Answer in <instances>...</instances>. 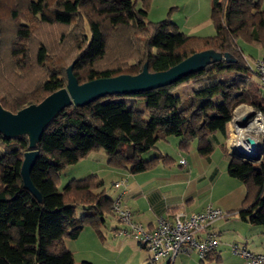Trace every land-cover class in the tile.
I'll return each mask as SVG.
<instances>
[{"label":"trees","instance_id":"obj_1","mask_svg":"<svg viewBox=\"0 0 264 264\" xmlns=\"http://www.w3.org/2000/svg\"><path fill=\"white\" fill-rule=\"evenodd\" d=\"M149 2L0 0V104L12 113L65 88L74 62L73 74L83 84L135 76L146 63L149 72H164L208 50L237 59L211 64L171 86L109 95L59 113L37 144L40 155L30 173L41 203L23 186L27 137L10 140L0 134V264H76L66 239H78L86 227L100 234L114 201L96 176L73 179L58 191L62 173L89 154L103 151L111 168L139 174L171 164L165 156L144 160L160 141L178 137L179 150L186 151L198 140L199 155L207 157L213 150L211 135L228 137L237 107L250 104L264 112L262 90L248 76L219 78L224 71L247 68L240 42L264 47L259 3L213 0L216 35L198 37L182 32L169 18L150 21ZM186 85H193L194 96L178 93ZM216 88L221 103L212 98ZM228 173L246 188L240 218L264 229V159L256 163L231 155Z\"/></svg>","mask_w":264,"mask_h":264},{"label":"crops","instance_id":"obj_2","mask_svg":"<svg viewBox=\"0 0 264 264\" xmlns=\"http://www.w3.org/2000/svg\"><path fill=\"white\" fill-rule=\"evenodd\" d=\"M254 1L260 4L261 9H264V0ZM212 3L213 0H176L173 8L175 7L177 12L174 15L169 13L167 18L187 35L213 37L216 35V29L211 17ZM187 4H190L191 8L184 9ZM167 18L163 17L159 21ZM241 43L243 42H240L243 50H247V46L250 47L244 51L248 62L251 59L257 61L264 57L263 46H250L244 43L247 45L244 47ZM249 51L256 54V57L253 58ZM254 81L264 96V86L261 85L259 78L257 77ZM214 91H211L212 98L217 99L220 88H218L219 94L214 95ZM193 93L195 94L196 91ZM230 128L228 125L227 138L220 133L211 135L213 150L207 157L199 155L198 140L193 141L186 151H181L178 148L180 139L169 137L166 141H160L157 149L143 156L144 160L158 156L168 157L172 160L168 166L158 164L149 171L133 174L127 169L111 168L108 165L106 153L99 151L89 154L82 161L68 167L62 176L76 165L84 163L83 166H79V176L89 174L88 176L98 177L104 183L102 189L106 195L112 200L121 198L122 206L132 212L134 221L148 231L157 228L160 219L173 221L176 215H181L184 219L193 213L203 211L209 205L231 213L228 218L218 220L209 227V230L217 235L220 246L217 252L210 255L207 260L202 261L197 252L193 251L179 254L175 258L170 256L161 258L155 264H246L244 259L232 253L231 246L243 245L253 253L262 252L264 229L242 220L238 214L246 195V188L241 181L232 178L228 173L231 161L230 140L235 134ZM181 160H185V166L180 164ZM94 165L97 167L93 168ZM119 181H126L124 190L114 187L113 184ZM124 229H128L127 226L117 221L111 213L107 215L105 223L100 227V234L91 227H86L78 239L87 235L86 237L91 240L95 237L96 243L101 239L102 249L106 244L110 246L112 260L109 262L105 258L109 264H153L152 255L148 250L132 237L118 234L119 230ZM73 242L75 243V240ZM67 247L75 256V245L73 244L71 249L69 245ZM83 261L92 263L88 259ZM77 262L79 261H75L76 264Z\"/></svg>","mask_w":264,"mask_h":264},{"label":"water","instance_id":"obj_3","mask_svg":"<svg viewBox=\"0 0 264 264\" xmlns=\"http://www.w3.org/2000/svg\"><path fill=\"white\" fill-rule=\"evenodd\" d=\"M222 61L235 64L237 59L228 53L223 55L208 50L196 53L164 72L151 73L148 63H146L138 75L100 78L83 84H80L73 74L76 63L74 62L67 69L66 87L49 95L39 104L25 107L17 113L4 109L0 104V134L10 140L26 136L29 141L30 150L25 153L21 167L24 188L40 203L42 202L41 194L36 190L30 178L31 170L40 155L36 147L45 128L65 109L71 106L83 107L109 95H133L171 86L187 76L199 73L211 64ZM253 116L254 114L242 116L240 128H245ZM245 142L251 148L256 147V142L250 137H246ZM231 155L248 161L259 159L247 154L242 149L240 151L233 150Z\"/></svg>","mask_w":264,"mask_h":264},{"label":"built area","instance_id":"obj_4","mask_svg":"<svg viewBox=\"0 0 264 264\" xmlns=\"http://www.w3.org/2000/svg\"><path fill=\"white\" fill-rule=\"evenodd\" d=\"M254 71L261 85L264 86V57L256 61ZM257 118L262 126V131L258 134L262 138L261 141L254 136L246 134L247 132L252 133L248 130L251 120L245 128H240L243 137L241 146H237L233 138L230 140V153L233 150L240 151L242 149L247 154L255 156V158L258 157L259 159L253 161L256 163L264 159V112L260 111L257 113ZM238 120L236 116L233 117V120L229 123L230 130L240 127L239 124L241 123ZM246 137H250L256 142L255 148H251L245 142ZM180 164L185 166V160H181ZM113 185L117 189L124 190L126 181L115 182ZM111 213L117 221L128 228L119 230L118 234L132 237L143 248L148 250L152 255L153 264L167 256L175 258L179 254L193 251L197 252L202 261L207 260L210 255L217 252L220 246L217 235L210 231L209 227L218 220L228 218L231 215V213L209 205L203 211L193 213L184 219L181 218V215H176L173 221L160 219L157 228L153 231H148L141 224L134 221L132 212L122 206L121 198L113 201ZM231 251L234 255L244 259L246 264H264V249L260 253H253L243 245L233 244Z\"/></svg>","mask_w":264,"mask_h":264},{"label":"rangeland","instance_id":"obj_5","mask_svg":"<svg viewBox=\"0 0 264 264\" xmlns=\"http://www.w3.org/2000/svg\"><path fill=\"white\" fill-rule=\"evenodd\" d=\"M36 1H42V0H36ZM176 0H150L149 2V8H148V12H149V20L153 21V22H157L159 21V19H162L163 17H169V13L170 15H174L177 10L175 9V7L173 8V5L175 4ZM179 1V0H178ZM141 4V3H140ZM191 8L190 4H187V6L184 8ZM182 13V12H181ZM242 46H247L250 44L245 45L244 42L241 43ZM253 46V45H250ZM247 50L248 48L250 49V47H246ZM244 50V51H247ZM249 54L255 58L256 54H253L251 51H249ZM256 60V59H255ZM251 59L250 62H248L245 59V63L247 64V68L246 69H242L241 71H239V69H233V70H227L225 73L220 74L219 78L220 80H222V82H224L225 80H228L230 78H233L234 76H236L237 74L243 75V76H248V78H250L252 80V82H255L254 80H256V72L255 70V63L256 61ZM193 85H186L185 87L179 89L178 93H180L181 95H184L185 98L189 97V96H194V91H196L194 89V87H192ZM215 94H219L218 92V88L215 89L214 91V95ZM222 99H217L216 103H221ZM145 105L146 103H141L139 105L140 110L145 111ZM260 110H258L257 108H255L254 106H251L250 104H242L239 107H237V109L235 110L234 116H236L241 123V118L244 115L247 114H254V116L252 117L251 121L252 123H254L258 118H257V113H259ZM257 133H261V132H252L249 133L247 132L246 134H249V136H254L256 138H258L260 141L262 140V138H260V135H258ZM236 139H237V135H236ZM159 147V146H158ZM82 161V160H81ZM86 163V162H85ZM90 164L92 162H89ZM84 164V163H83ZM82 165H76L75 167H73L70 171H67V173H64L61 179V184L58 187V191H64L65 187L67 186V184L75 179V177H89V174H83V176H79L80 175V167L79 166H83ZM97 167L96 165L93 166ZM82 175V174H81ZM83 178H76V179H83ZM83 206H79L77 207V216L81 217L83 216ZM86 234V233H84ZM87 235H83L80 239L75 240V243L73 242L74 240H70V239H66V244L69 245V248L71 249L73 247V244L75 245L74 247V252H75V256L74 259L75 261H79L77 262V264L81 263V261H83V259H88L91 260L93 264H109V262H111L112 260V254H111V248L110 246H108L106 244V250L105 247L104 249L101 248V239H99V241L95 240V237H93L94 239L91 240L89 237H86ZM105 258H107V260L109 262L105 261Z\"/></svg>","mask_w":264,"mask_h":264},{"label":"bare ground","instance_id":"obj_6","mask_svg":"<svg viewBox=\"0 0 264 264\" xmlns=\"http://www.w3.org/2000/svg\"><path fill=\"white\" fill-rule=\"evenodd\" d=\"M248 130L250 132H255V133L256 132H261L262 131V126H261V123L259 122V119H257L254 123L251 122ZM233 133H235L234 134V137H233V141L237 144V146H241V143L243 141V137L241 135V129H240V127H236L233 130ZM257 134H259V133H257ZM236 135H237V139H236Z\"/></svg>","mask_w":264,"mask_h":264}]
</instances>
